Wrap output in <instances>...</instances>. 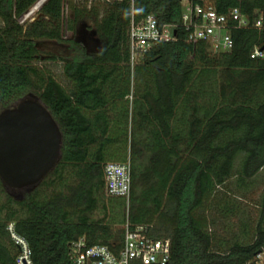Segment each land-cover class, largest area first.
Listing matches in <instances>:
<instances>
[{"label":"trees","instance_id":"1","mask_svg":"<svg viewBox=\"0 0 264 264\" xmlns=\"http://www.w3.org/2000/svg\"><path fill=\"white\" fill-rule=\"evenodd\" d=\"M39 1L0 0V112L42 100L63 133L62 156L19 199L0 178V264H17L11 223L34 264H70L81 237L115 250L127 226L170 239L169 264H254L264 247V189L253 198L264 170V0H207L251 21L230 31L233 48L221 54L187 42L182 0L72 3L68 38L66 0L21 22ZM149 15L176 25L178 39L132 66L129 30ZM86 21L98 32L94 51L74 39ZM51 44L79 56L58 57ZM109 163H130L129 197H107Z\"/></svg>","mask_w":264,"mask_h":264},{"label":"built area","instance_id":"2","mask_svg":"<svg viewBox=\"0 0 264 264\" xmlns=\"http://www.w3.org/2000/svg\"><path fill=\"white\" fill-rule=\"evenodd\" d=\"M183 6L182 25L187 32V42L196 45L205 42L213 54L230 52L233 48L231 30L245 28L250 19L238 9L227 14L218 13L207 0H187ZM255 26L260 27L257 21ZM177 26L161 24L153 15L132 22L129 30L131 64L135 66L147 52L159 43L177 41ZM68 38V36H64ZM257 55L261 53L257 50ZM106 194L110 197H129L132 184L130 163H109L105 167ZM12 239L19 249L17 264H34L32 251L27 240L9 225ZM172 257L170 239L156 238L145 226H127L124 240L115 250L106 245H89L84 237L71 244L70 264H169ZM254 264H264V247L258 251Z\"/></svg>","mask_w":264,"mask_h":264},{"label":"water","instance_id":"3","mask_svg":"<svg viewBox=\"0 0 264 264\" xmlns=\"http://www.w3.org/2000/svg\"><path fill=\"white\" fill-rule=\"evenodd\" d=\"M76 35L75 41L88 51L87 41L99 48L98 32L89 24H81ZM62 144L61 128L39 98H24L4 109L0 112L1 180L12 189L36 187L59 163Z\"/></svg>","mask_w":264,"mask_h":264},{"label":"rangeland","instance_id":"4","mask_svg":"<svg viewBox=\"0 0 264 264\" xmlns=\"http://www.w3.org/2000/svg\"><path fill=\"white\" fill-rule=\"evenodd\" d=\"M78 1H81V0H66V8H65V15H64V26H63V35L64 36H68V37H72L74 34H73V30H72V22H71V19H72V12H71V4L72 3H76ZM187 3V0H183V4L186 5ZM38 5V4H37ZM34 6L30 12L22 19V23H25L26 21L27 22H32L34 19H36L37 17V14H38V11L40 10L41 6L37 8L36 11H33L34 8L37 7ZM33 11V13H32ZM29 16V17H28ZM90 27H93V23L90 22V21H86ZM82 24V23H81ZM81 24H79L78 26H76V34H77V31L79 30ZM75 34V38L77 37V35ZM48 51L52 54H55L56 56L58 57H65V58H76L79 56V52L80 51H77L75 48L73 47H69L67 45H62V46H59V45H56V44H51L49 47H48ZM52 69L54 70V72H56V74H60L62 72V65L59 63L58 66H52ZM255 188L253 190V193H254V200L255 202L259 199V195L260 193L263 191L264 189V170L261 172V174L256 178L255 180ZM35 188V187H34ZM31 189L33 188H24V189H14L12 191L13 195L16 197V198H21L26 192H29L31 191ZM108 197V195H107ZM250 206V210L252 211V213L254 215L257 214V211L255 210V208L253 207V205H249ZM100 215L99 214H96L95 215V218H99ZM224 231V230H223ZM226 234V233H225Z\"/></svg>","mask_w":264,"mask_h":264},{"label":"bare ground","instance_id":"5","mask_svg":"<svg viewBox=\"0 0 264 264\" xmlns=\"http://www.w3.org/2000/svg\"><path fill=\"white\" fill-rule=\"evenodd\" d=\"M45 1H46V0H41V1L39 2V4L37 5V7L33 9V11H36L38 7H40L41 5H43V4L45 3ZM33 11H32V13H33ZM30 13H31V12H30ZM28 17H29V16H28Z\"/></svg>","mask_w":264,"mask_h":264},{"label":"flooded vegetation","instance_id":"6","mask_svg":"<svg viewBox=\"0 0 264 264\" xmlns=\"http://www.w3.org/2000/svg\"><path fill=\"white\" fill-rule=\"evenodd\" d=\"M75 38V37H74ZM87 44H89V51H94L96 50V47L90 46V43L87 41ZM83 45V44H82Z\"/></svg>","mask_w":264,"mask_h":264},{"label":"crops","instance_id":"7","mask_svg":"<svg viewBox=\"0 0 264 264\" xmlns=\"http://www.w3.org/2000/svg\"><path fill=\"white\" fill-rule=\"evenodd\" d=\"M182 4H183V0H182ZM85 23H87V22H85ZM88 24V23H87Z\"/></svg>","mask_w":264,"mask_h":264}]
</instances>
